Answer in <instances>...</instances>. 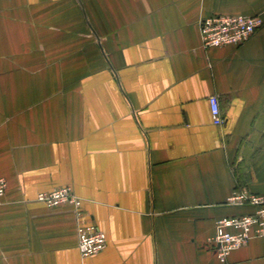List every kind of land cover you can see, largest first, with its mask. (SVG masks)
Listing matches in <instances>:
<instances>
[{"label":"crops","instance_id":"1","mask_svg":"<svg viewBox=\"0 0 264 264\" xmlns=\"http://www.w3.org/2000/svg\"><path fill=\"white\" fill-rule=\"evenodd\" d=\"M215 15L264 21V0H0V264H221L216 222L253 211L228 199L264 194V25L205 50ZM62 187L101 254L36 200ZM227 264H264V236Z\"/></svg>","mask_w":264,"mask_h":264},{"label":"built area","instance_id":"2","mask_svg":"<svg viewBox=\"0 0 264 264\" xmlns=\"http://www.w3.org/2000/svg\"><path fill=\"white\" fill-rule=\"evenodd\" d=\"M264 25L259 16L215 15L203 18L199 23L201 45L205 50L227 46H242L248 42ZM213 125L222 127L219 99L216 95L209 98ZM7 191V181L0 178V201ZM36 200L48 208L71 205L76 210L78 220V249L82 258L101 254L107 247L106 234L84 214L81 200L71 187H62L51 192L40 193ZM227 204L237 207H250L249 214L224 218L216 222L215 235L210 243L221 264H227L230 254L246 246L250 240L264 236V194H254L246 189L234 191Z\"/></svg>","mask_w":264,"mask_h":264},{"label":"water","instance_id":"3","mask_svg":"<svg viewBox=\"0 0 264 264\" xmlns=\"http://www.w3.org/2000/svg\"><path fill=\"white\" fill-rule=\"evenodd\" d=\"M79 1V0H78ZM83 8V7H82ZM94 35H95V38H96V40H97V42L100 44V40H99V38H98V36L94 33ZM103 55H104V57H105V59L107 60V57H106V55L103 53ZM107 62H108V60H107ZM108 64L110 65V63L108 62Z\"/></svg>","mask_w":264,"mask_h":264}]
</instances>
